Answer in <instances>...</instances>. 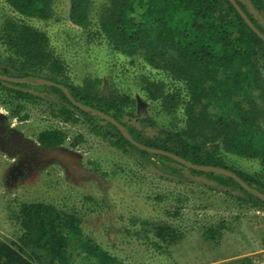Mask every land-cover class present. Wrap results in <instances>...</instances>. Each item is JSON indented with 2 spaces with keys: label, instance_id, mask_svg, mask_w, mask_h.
<instances>
[{
  "label": "rangeland",
  "instance_id": "obj_1",
  "mask_svg": "<svg viewBox=\"0 0 264 264\" xmlns=\"http://www.w3.org/2000/svg\"><path fill=\"white\" fill-rule=\"evenodd\" d=\"M106 1L94 0L90 23L82 28L69 19V0H55L47 21L21 16L0 0V67L13 78L41 83L23 78L5 45L9 22L32 26L46 33L51 50L66 62L65 83L115 98L124 122L151 138L170 128L169 111L166 118H158L161 125L147 121L155 116L159 95L153 84L169 83L161 66H166V56L152 54L164 49L143 33L113 50L99 25ZM239 1L264 30V0ZM258 59L254 63L264 74V60ZM37 73L46 74L47 69ZM168 86L162 90L170 92ZM255 94L252 100L264 107L260 91ZM61 107L54 94L0 82L1 241L19 250L22 204L41 203L80 221L82 240L74 241L68 264H264L262 202L217 178L191 175L177 163L156 157H147L145 163L136 153L116 150L102 137L105 130L91 132L88 117H66L59 113ZM184 116L172 117L173 124ZM221 122L229 132L254 137L252 148H264V108L237 122ZM54 129L64 132V142L43 146L39 138ZM208 151L241 178L263 184V160L222 153L211 142Z\"/></svg>",
  "mask_w": 264,
  "mask_h": 264
},
{
  "label": "trees",
  "instance_id": "obj_2",
  "mask_svg": "<svg viewBox=\"0 0 264 264\" xmlns=\"http://www.w3.org/2000/svg\"><path fill=\"white\" fill-rule=\"evenodd\" d=\"M4 1L21 16L46 21L51 16L55 2ZM69 1L70 21L82 28L88 26L94 0ZM236 1L248 14L246 7L239 0ZM107 4H111V10H105L104 6ZM101 13L103 18L99 25L113 50L117 51L119 45L122 47L121 43L135 41L143 33L151 39V43L164 49L159 52L154 50L152 54L166 56V66H161L169 83L153 84V87L159 89V95L155 96V116L150 117L152 121H147L152 125H161L158 118H166V111H169V129L162 128L159 135L146 138L135 125L124 122V110L115 98L74 88L65 83L64 75L68 69L66 62L51 50L46 33L32 26L9 22L10 32L4 36V42L13 54L16 70L23 73V78H37L41 82L49 81L65 86L78 103L91 108L92 112H84L74 106L57 86L33 84L31 80L25 83L0 82L54 94L62 105L58 110L60 114H65L66 117L75 114L88 117L92 125L90 131L105 130L102 137L114 149L125 154L136 153L145 163L147 157L177 163L167 156L153 154L148 150L175 154L193 165L210 169L199 171L182 166L191 175L217 178L224 186L231 185L233 190L242 191L264 204L262 199L254 196L255 193L264 194V182L256 183L237 174L249 186L248 190L242 188L232 178L222 174L227 168L217 162L213 152L211 154L208 151L211 142L222 153L236 156L247 154L249 159L258 157L257 161L263 160L264 163V148L251 147L254 137L250 138L248 133L240 134V137L236 132H229L221 122H237L264 108L252 100L257 97L255 91H260L258 98L264 100V74L254 63L257 58L264 60V41L248 27L228 0H107ZM248 16L256 25L252 17ZM256 27L264 34V30L257 25ZM42 69H47V73H37ZM0 75L13 78L1 67ZM210 80L211 84L208 85ZM163 86H168L170 92L163 91ZM181 112L185 116L173 124L175 119L171 118ZM103 114L115 119L146 150L128 141L119 128L101 116ZM211 128V134L205 133ZM65 138L63 131L54 129L45 131L39 141L43 146L52 148L62 144ZM251 149L258 153L255 154ZM216 169L221 170L217 172ZM227 170L232 172L231 169ZM19 214L17 219L24 230L20 238L21 246L16 250L11 246L12 242L7 244L0 240V264H68L67 258L71 257L69 253L74 241L80 238L82 240L78 226L80 221L72 215L60 216L58 210L41 203L22 204ZM91 246L96 247L94 244Z\"/></svg>",
  "mask_w": 264,
  "mask_h": 264
},
{
  "label": "water",
  "instance_id": "obj_3",
  "mask_svg": "<svg viewBox=\"0 0 264 264\" xmlns=\"http://www.w3.org/2000/svg\"><path fill=\"white\" fill-rule=\"evenodd\" d=\"M231 5L235 8V10L238 12V14L241 16V18L245 21V23L248 25V27L261 39L264 41V34L256 27V25L252 22V20L249 18V16L246 14V12L241 8V6L238 4V2L236 0H228ZM0 80L6 81V82H10V83H25L27 82L24 79H19V78H11L8 76H0ZM42 84L45 85H49V86H57L60 90H62L64 92V94L66 95V97L68 98V100L77 108L83 110L84 112H92V109L84 106L81 103H78L71 95V93L69 92L68 88H66L65 86L62 85H58L49 81H42ZM105 120L111 122L112 124H114L117 128H119L121 131H123L122 126L112 117L108 116V115H101ZM124 134V136L128 139V141H130L132 144H134L136 147L141 148L143 150H146V148L144 146H142L141 144L135 142L132 137H130V135H128L126 132H122ZM149 152L153 153V154H157V155H164L167 156L171 159H173L174 161H176L177 163H179L181 166H185L187 168L190 169H194V170H199V171H209L210 169L205 168V167H201V166H196L193 165L189 162H187L186 160H184L183 158L166 152V151H162V150H148ZM222 174L232 178L234 181H236L242 188L248 190L249 186L237 175H235L232 172H229L227 170H223ZM255 196H257L258 198L262 199L264 201V194L261 193H255Z\"/></svg>",
  "mask_w": 264,
  "mask_h": 264
},
{
  "label": "clouds",
  "instance_id": "obj_4",
  "mask_svg": "<svg viewBox=\"0 0 264 264\" xmlns=\"http://www.w3.org/2000/svg\"><path fill=\"white\" fill-rule=\"evenodd\" d=\"M227 170V169H226ZM227 171H229V170H227ZM235 175H237V174H235ZM238 176V175H237ZM239 177V176H238Z\"/></svg>",
  "mask_w": 264,
  "mask_h": 264
},
{
  "label": "bare ground",
  "instance_id": "obj_5",
  "mask_svg": "<svg viewBox=\"0 0 264 264\" xmlns=\"http://www.w3.org/2000/svg\"><path fill=\"white\" fill-rule=\"evenodd\" d=\"M117 150V149H116ZM173 182V181H172ZM167 196V195H166ZM158 198V197H157ZM157 200V199H156Z\"/></svg>",
  "mask_w": 264,
  "mask_h": 264
},
{
  "label": "crops",
  "instance_id": "obj_6",
  "mask_svg": "<svg viewBox=\"0 0 264 264\" xmlns=\"http://www.w3.org/2000/svg\"><path fill=\"white\" fill-rule=\"evenodd\" d=\"M250 160H253V159H250Z\"/></svg>",
  "mask_w": 264,
  "mask_h": 264
}]
</instances>
